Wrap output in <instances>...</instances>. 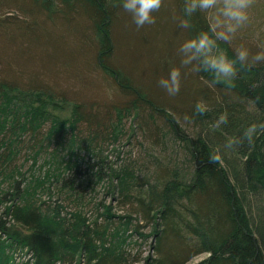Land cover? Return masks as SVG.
I'll return each instance as SVG.
<instances>
[{"label":"trees","instance_id":"trees-1","mask_svg":"<svg viewBox=\"0 0 264 264\" xmlns=\"http://www.w3.org/2000/svg\"><path fill=\"white\" fill-rule=\"evenodd\" d=\"M170 1L161 7L166 20L124 34L121 44L123 17L124 33L135 24L124 0H61V15L51 0H0V13L15 8L24 18L0 15L7 43L0 48V264H185L201 253L196 264H264V134L225 148L264 122V61L252 69L237 62L236 77L221 83L203 57L182 63L192 53L180 46L207 31L213 14L186 17V0ZM75 3L98 38L90 64L110 76L120 101L86 102L22 67L35 58L43 69L77 67L81 48L67 54L56 30L79 29ZM251 9L264 15V0ZM181 19L191 27L181 28ZM253 24L217 41L215 51L235 60L243 46L251 60L264 50V29ZM173 68L181 70L174 97L158 85ZM198 102L204 115L194 112ZM224 112L228 123L215 127ZM129 118L139 119L149 147L170 143L183 160L149 170L137 159H111L108 148ZM212 154L221 156L217 164L208 162ZM148 239L144 256L139 247Z\"/></svg>","mask_w":264,"mask_h":264},{"label":"rangeland","instance_id":"rangeland-1","mask_svg":"<svg viewBox=\"0 0 264 264\" xmlns=\"http://www.w3.org/2000/svg\"><path fill=\"white\" fill-rule=\"evenodd\" d=\"M165 4L171 3L170 0H163ZM77 6L74 13H72V19L75 20V22L79 25L76 26L79 27L77 31L71 29V27L65 28L63 26L64 24H59V27H57L56 30H60L61 32V38L63 40L62 45L60 47L67 52V54L76 53V49L81 48V52L78 54L77 57V70L76 68H67L63 67L60 64L55 65L54 67L50 64L45 66L46 69H43L42 66H40L38 59L35 58V61L29 62L28 66H23L24 69L32 70L35 72L36 77H38V81L43 80H51L55 82L58 87L64 90H68L69 93L78 94L83 97V99L86 100V102L89 103H98L101 104L103 102H109L112 97L115 101H120V96L115 97V91L113 88H111L112 84L109 82L111 80L109 75L105 74L100 68H96L93 64H90L94 52L96 51L97 44V35L93 31V27L91 22L87 19V17H84V14H82L80 11L81 9L78 8L80 5L78 3L74 4ZM50 10L52 9L54 11V15H61V11L63 8V3H61V0H51L50 2ZM165 6V5H164ZM160 9V15L156 14L154 15L156 20H166L164 16L162 15L163 12ZM171 13V17L174 16V9L169 10ZM12 14V15H10ZM20 11L16 10L15 8L5 9L2 10L0 15L2 17H14L15 19H18V17H21ZM82 15L81 17H77V15ZM76 15V16H73ZM176 15V13H175ZM130 15L127 17L129 18ZM255 17V11L250 9V20L247 23L246 27H250L249 25L251 23H258L260 26V32L264 29V15H261L260 17ZM21 19H24L23 16ZM172 19V18H171ZM25 21V20H24ZM124 20L121 21V25H124ZM159 22H163L160 20ZM253 24V25H255ZM121 25H118L116 28V33L119 42L123 43V35L127 36V33L133 32L137 33L139 32L137 30L136 25H132V28L125 27V33L124 29H121ZM127 28V29H126ZM257 26L251 27V29L257 31ZM140 29H143L140 28ZM243 30V28H241ZM79 33V34H78ZM140 34V32H139ZM257 33H255L256 35ZM58 35V34H57ZM3 34L0 35V48H5V45L7 46L6 40L4 41L2 39ZM121 38V39H120ZM131 42V39L128 40V44ZM78 45V48H77ZM146 46V43L144 44ZM64 46V47H63ZM144 46L143 51H146V47ZM8 48V47H7ZM122 50H124L122 48ZM7 52V50H6ZM221 53V52H220ZM213 54H219L218 52L213 49ZM92 65V66H90ZM137 69L140 70V61L136 64ZM52 67V68H51ZM43 70V71H42ZM45 70H48V73L45 74ZM38 75V76H37ZM42 75V76H41ZM43 77V78H42ZM40 78V79H39ZM27 77L23 78V81L27 82ZM29 79V78H28ZM24 82V83H26ZM28 83V82H27ZM139 119H126L123 120L121 124L122 133L119 136L120 142H117L119 144H115L114 146L111 145L108 148V151L111 152L112 156H110L111 159H115L117 155H119V159L123 158L124 162L135 161V159L138 160V163L140 167L149 170L155 169V164H159L160 166H165L167 168L173 167L172 160L174 164H178L183 159L181 157V148L179 151V148L176 146L173 147V145H170V143H167L166 145H161L158 147H149L148 144L143 140L142 133L139 130V126L137 125V122ZM125 132V133H124ZM165 157H163V156ZM168 156H170V159H168ZM168 159V160H167ZM120 162V161H119ZM30 163V162H29ZM28 163H26L27 165ZM173 165V166H172ZM110 199H108L109 201ZM115 203V202H114ZM146 231L149 230V227L145 228ZM151 242V239H148L147 242H141L139 249L142 250L143 255L146 256L149 254L150 246L149 243ZM207 256V253H201L199 255H196L190 260H188L185 264H196L197 262L203 260ZM140 264V263H135Z\"/></svg>","mask_w":264,"mask_h":264},{"label":"clouds","instance_id":"clouds-1","mask_svg":"<svg viewBox=\"0 0 264 264\" xmlns=\"http://www.w3.org/2000/svg\"><path fill=\"white\" fill-rule=\"evenodd\" d=\"M255 0H186L183 12L186 17H192L197 11L201 13H212V19L208 30L197 34L183 42L180 50L192 55L188 56L182 63L188 64L192 59L203 57L202 66L205 71L211 70L215 75L214 83L230 80L237 75V62L252 69L264 61V50L257 52L249 60L250 50L241 46L236 49V59H229L224 53L213 54L217 47V41L230 42L237 32L245 27L250 20V9ZM163 5V0H124L122 7L130 13L137 29L156 22L154 13L158 12ZM181 28H190L187 19H181ZM160 88L165 90L169 96H176L181 88V70L173 68L166 78L158 81ZM213 85H210V87ZM208 111L205 104L198 102L195 105L196 115H204ZM185 121L190 122L191 117L185 116ZM228 123L227 112L221 113L215 121V127ZM260 134H264V122L252 123L246 127L240 138L229 140L225 148L232 150L247 142L253 144ZM221 159L219 154L209 156L210 164H217Z\"/></svg>","mask_w":264,"mask_h":264},{"label":"bare ground","instance_id":"bare-ground-1","mask_svg":"<svg viewBox=\"0 0 264 264\" xmlns=\"http://www.w3.org/2000/svg\"><path fill=\"white\" fill-rule=\"evenodd\" d=\"M117 75V74H116Z\"/></svg>","mask_w":264,"mask_h":264}]
</instances>
